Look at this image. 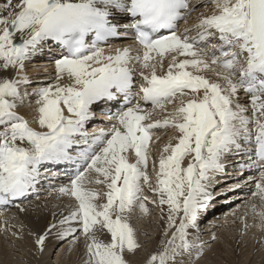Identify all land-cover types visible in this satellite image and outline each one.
Returning <instances> with one entry per match:
<instances>
[{
	"label": "snow or ice",
	"instance_id": "1",
	"mask_svg": "<svg viewBox=\"0 0 264 264\" xmlns=\"http://www.w3.org/2000/svg\"><path fill=\"white\" fill-rule=\"evenodd\" d=\"M45 50L55 74L29 92L26 62ZM99 105L107 126L89 131ZM160 131L173 134L154 158ZM217 174L220 196L249 189L264 229V0H0V206L60 176L72 201L29 233L39 252L82 236L83 264H133L132 217L154 204L164 238L144 264H192Z\"/></svg>",
	"mask_w": 264,
	"mask_h": 264
},
{
	"label": "bare ground",
	"instance_id": "2",
	"mask_svg": "<svg viewBox=\"0 0 264 264\" xmlns=\"http://www.w3.org/2000/svg\"><path fill=\"white\" fill-rule=\"evenodd\" d=\"M201 11H205V9L202 8ZM195 19L196 17L192 18L188 22V25L190 26L195 21ZM126 43L128 42L120 41L114 45L120 46ZM52 58H42L35 60V57H33L31 60L32 65L25 67V71L29 76L30 80L32 81L31 86L28 88L29 92H32L34 89L44 86L49 81H51L52 77L55 74L54 57ZM39 72L41 74H39ZM28 99L31 101L32 104L28 105L26 102L23 107L18 109V111L21 115H24L25 118L31 120L32 116L35 115V97L31 96ZM33 126H35V124H33ZM172 134L173 133L171 132H169L168 134H164L163 131L157 132V135L161 137L160 140L165 135L170 137ZM168 139L165 138L161 142L159 140L158 143H162L161 145L156 142L155 149L153 152L154 158L158 157V149L161 148ZM148 170L149 175L152 177V179H154L153 184H155V177L151 175L152 173H154L151 163L149 165ZM46 181L49 180H41L40 184L42 185L39 184L37 186L36 191L32 192L27 202H18L12 207L14 210L13 212H15L16 214L15 216H17V222H13L12 220H10V216L8 217L7 213L5 214L3 212H0V264H23L22 261H25L28 264H54L53 261H55L56 264H83L84 239L82 236L80 237L78 243L73 244L70 239H67L68 241L64 245L61 244L64 242L63 240L61 241L56 239L54 235L49 236V238L45 241L44 251L39 252L37 250V246L34 243L35 237L29 235V233L42 234L48 224L52 222L53 214H59L62 211L66 212L67 209L65 206L67 204L72 203V201H70L69 203H64L62 201L63 199H57V197H61L54 191V189L58 186H53L52 188L47 189V185H45ZM214 181L217 182L218 180ZM224 187L225 186L220 185L217 190L221 191V189ZM239 193L244 195H240ZM231 194L232 197L229 199V202L233 200L231 208L232 206H234V208L230 211L227 209L228 207H225L223 210H221L222 213H224V210L229 211L225 216V221H222V225L225 226V222H227V217H230L232 221V223H230V227H226L227 233H224V231L220 233V239H218L219 242L212 243L210 249H206L207 251L203 250V255L200 256L199 259H194L192 264H238V261H240L239 264H264V229L259 226V218L258 216L252 213L250 205L244 204L246 202H244V200H248V198L251 197V194L249 193V195L247 196L245 195L248 194L247 191L240 190H237L236 192H233ZM145 195L151 197V199L153 200L156 199V197L152 193H149L147 191H145ZM62 198L67 199L65 197ZM253 202L258 203L257 201ZM16 205H19V207H17ZM241 205H244V208L242 210H239ZM20 208H23L24 211H21ZM155 208L160 218V210L156 206ZM137 212L140 213L139 210ZM209 215L210 214H202L201 217L204 216L206 218ZM252 217H255L254 222H256V230L261 231V234L257 237H254L252 235V238H250L251 235L247 234L246 231H249L248 229L253 227V224L251 223ZM205 218H203V221L205 220ZM247 218H249V220H246ZM157 220L158 225L163 228L161 220H159L158 218ZM5 221H7V223H5ZM212 221L214 222L207 224V226L211 225V228L207 227L202 231L203 233H206V236H204L205 238H208L207 236H210L214 232H212V230L216 228L217 223H220L216 220ZM245 222L248 225L247 228L244 227ZM199 226L200 222L198 223V228ZM137 230L139 231L138 228ZM191 231L193 233V238L194 236H197V234H199L200 232L197 229H193ZM229 232H231V238L228 239ZM13 233H16V235H13ZM233 233L235 236H233ZM201 235L198 237H203ZM225 235L227 236V238L225 237ZM141 236L138 235V240L140 242ZM157 238L158 236H156V239ZM196 238L197 237H195L194 239ZM153 242L155 243V241H152V243ZM222 242H225L227 244H225L226 247L223 246L224 244ZM140 254L142 253L138 251L134 257H130V259L133 261V264H144L145 259L143 258V256L140 257ZM49 256L54 257L55 259L51 261V258Z\"/></svg>",
	"mask_w": 264,
	"mask_h": 264
},
{
	"label": "rangeland",
	"instance_id": "3",
	"mask_svg": "<svg viewBox=\"0 0 264 264\" xmlns=\"http://www.w3.org/2000/svg\"><path fill=\"white\" fill-rule=\"evenodd\" d=\"M201 8H203V7H201ZM28 62V66H30V65H32V63H30L29 61H27ZM40 68V67H39ZM39 74H41L40 72H39ZM28 105H31L32 103H27ZM168 134V133H167ZM168 139L169 138V136H167V135H165L161 140H160V142L161 141H163L164 139ZM168 140H166V142H167ZM157 143H158V141H157ZM158 144H160V143H158ZM162 144V143H161ZM160 144V145H161ZM148 172H149V170H148ZM154 181V179H152V182ZM153 186H154V184H153ZM60 197H57V199H59ZM153 199H151V197H149V201H152ZM245 201H247L248 203L247 204H250L253 200L251 199V198H248V200L247 199H245L244 200V202ZM244 204H246V203H244ZM149 206V208H150V212H149V214H147V216L146 215H143L142 214V216H141V214L140 213H138L137 211H136V213H135V216L134 217H132V224H133V226H135L136 227V230H137V228L139 229V231L137 232L138 233V235L139 236H141L142 234V236H141V245H142V248L140 249V253H142V254H140V257L141 256H143V258L146 260L147 259V257L149 256V254L151 253V252H153V251H155V250H157L158 249V247H159V244H160V241H161V239H163L164 237L162 236V232H163V228L162 227H160L159 225H158V220H157V218L160 220V218H159V215L157 214L158 212H157V210H156V208H155V205L154 204H149L148 205ZM243 206V207H242ZM244 208V205H241V207H240V209L239 210H242ZM53 209V208H52ZM5 214L7 213V215H8V217L10 216V220H12L13 222H17L18 221V219L16 218L17 216H15L16 214H15V212H13V211H11V209H9L8 211H5L4 212ZM153 213V214H152ZM155 213V214H154ZM220 213H222V211H221V209H219V210H217V211H215L213 214H212V217L214 218H205V220L204 221H201L200 222V226H199V228H198V230L200 231L199 232V234H197V236H194V238L195 237H198V236H200L201 234V236H203V237H198V241H197V243H201V241H202V243H203V245H205L204 246V251H207L206 249H210V247H211V245H212V243H215V242H219V240L218 239H220V233H222L223 231H224V233H227V231H226V227L228 226V227H230V223H232V221H231V218L230 217H227V222H225V226H223L222 225V221H223V219L222 218H218V216H221V214ZM223 214V213H222ZM140 215V216H139ZM230 215V214H229ZM228 215V216H229ZM145 218H144V217ZM158 216V217H157ZM143 217V218H142ZM233 217V216H232ZM146 218H147V220H146ZM226 218V217H225ZM141 219H143V220H141ZM209 219V220H208ZM235 219V218H234ZM251 219V218H250ZM212 220H216L217 222H220V223H217V226H216V228L214 229V230H212V234L209 236H207L208 238H205L204 236H206V233L204 232H202L205 228H207V227H210L211 228V225H209V226H207V224H210L211 222L213 223V221ZM246 220H249V218H247ZM224 221H225V219H224ZM255 221V217H252V221H251V223L253 224V227H251L250 229H248L249 231H246V233L247 234H249V235H251L250 236V238H252V235L255 237H257L258 235H260L261 234V231H257L256 230V226H255V224H256V222H254ZM238 223V222H237ZM214 224H216V223H214ZM220 226V227H219ZM157 227V228H156ZM221 228V229H220ZM225 228V229H224ZM219 230V233H218V230ZM223 229V230H222ZM162 230V231H161ZM222 230V231H221ZM232 230H235V229H232ZM143 231V232H142ZM141 232V233H140ZM216 232V233H215ZM7 233V232H6ZM144 233H147V235H144ZM214 233H215V235H214ZM141 234V235H140ZM229 234V237H228V239L229 238H231V232H229L228 233ZM218 235V236H217ZM156 236H158V238L156 239ZM233 236H235L234 235V233H233ZM247 236V235H246ZM212 237V238H211ZM213 237H215V239H213ZM225 237L227 238V236L225 235ZM147 238V239H146ZM211 238V239H210ZM201 239V240H200ZM209 239V240H208ZM227 239V240H228ZM207 240V241H206ZM64 242L63 243H61V244H66L67 243V239L66 240H63ZM152 241H155V243L153 244L152 243ZM204 241V242H203ZM209 241H210V243H209ZM225 241V240H224ZM151 242V243H150ZM207 242V243H206ZM224 245V247H226L225 246V242H222ZM152 244V245H151ZM227 245V244H226ZM16 255V254H15ZM51 256V255H50ZM49 256V257H50ZM51 258V261L52 260H54L55 258L54 257H50ZM23 262V264H28L27 262H25V261H22ZM53 263L54 264H56V262L55 261H53ZM238 264L240 263V261H238L237 262Z\"/></svg>",
	"mask_w": 264,
	"mask_h": 264
}]
</instances>
